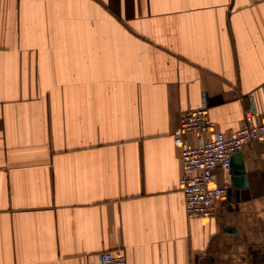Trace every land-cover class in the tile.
<instances>
[{
  "label": "crops",
  "instance_id": "obj_1",
  "mask_svg": "<svg viewBox=\"0 0 264 264\" xmlns=\"http://www.w3.org/2000/svg\"><path fill=\"white\" fill-rule=\"evenodd\" d=\"M263 84L264 0H0V264H264V142L205 219L174 143L204 99L263 122Z\"/></svg>",
  "mask_w": 264,
  "mask_h": 264
},
{
  "label": "built area",
  "instance_id": "obj_2",
  "mask_svg": "<svg viewBox=\"0 0 264 264\" xmlns=\"http://www.w3.org/2000/svg\"><path fill=\"white\" fill-rule=\"evenodd\" d=\"M254 114V110L246 111L242 127L226 134L214 129L215 123L209 116L205 99L201 106L182 111L174 143L182 151L180 188L185 197L189 219L212 217L226 196L227 190L224 187L212 184L215 169L230 168L232 156L247 143L264 142V121L255 124ZM209 133H212L213 138L205 140V135ZM191 134L198 136L199 141L195 145L189 141ZM94 264H127V257L125 254L102 251Z\"/></svg>",
  "mask_w": 264,
  "mask_h": 264
},
{
  "label": "water",
  "instance_id": "obj_3",
  "mask_svg": "<svg viewBox=\"0 0 264 264\" xmlns=\"http://www.w3.org/2000/svg\"><path fill=\"white\" fill-rule=\"evenodd\" d=\"M236 154V153H235ZM234 154V155H235ZM233 155V156H234ZM233 156H232V158H233ZM230 167H232V168H235V171H234V173L236 174V175H239V176H242L240 179L242 180H244V175H245V171H244V167H243V165H232V162H231V165H230Z\"/></svg>",
  "mask_w": 264,
  "mask_h": 264
}]
</instances>
